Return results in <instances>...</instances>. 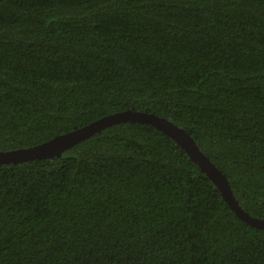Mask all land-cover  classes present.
Segmentation results:
<instances>
[{"label": "trees", "instance_id": "obj_1", "mask_svg": "<svg viewBox=\"0 0 264 264\" xmlns=\"http://www.w3.org/2000/svg\"><path fill=\"white\" fill-rule=\"evenodd\" d=\"M126 109L185 129L264 218V0H0V150ZM0 264H264L164 133L120 122L0 164Z\"/></svg>", "mask_w": 264, "mask_h": 264}, {"label": "water", "instance_id": "obj_2", "mask_svg": "<svg viewBox=\"0 0 264 264\" xmlns=\"http://www.w3.org/2000/svg\"><path fill=\"white\" fill-rule=\"evenodd\" d=\"M120 122L148 124L164 133L187 154L190 160L196 163L203 173H205L219 191L222 199L239 219L252 227L264 229V218L253 217L243 211L235 200L232 191L227 186L224 174L199 150L188 132L169 119L148 111L126 109L114 112L33 146L0 150V164H17L53 158L96 132Z\"/></svg>", "mask_w": 264, "mask_h": 264}]
</instances>
